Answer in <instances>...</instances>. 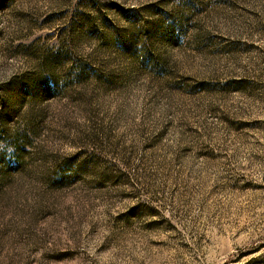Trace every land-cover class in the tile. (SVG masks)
<instances>
[{"label":"rangeland","instance_id":"rangeland-1","mask_svg":"<svg viewBox=\"0 0 264 264\" xmlns=\"http://www.w3.org/2000/svg\"><path fill=\"white\" fill-rule=\"evenodd\" d=\"M0 264H264V0H0Z\"/></svg>","mask_w":264,"mask_h":264}]
</instances>
